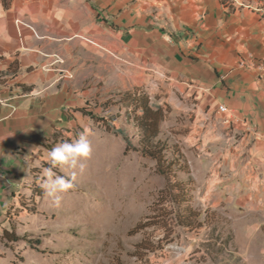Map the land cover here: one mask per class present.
Returning <instances> with one entry per match:
<instances>
[{
  "label": "crops",
  "instance_id": "crops-1",
  "mask_svg": "<svg viewBox=\"0 0 264 264\" xmlns=\"http://www.w3.org/2000/svg\"><path fill=\"white\" fill-rule=\"evenodd\" d=\"M262 1L0 0V236L35 201L51 144L92 123L81 109L100 85L193 115L188 136L219 143L199 162L206 205L236 239L264 236V139L251 129L264 131V72L238 67L264 60Z\"/></svg>",
  "mask_w": 264,
  "mask_h": 264
},
{
  "label": "rangeland",
  "instance_id": "rangeland-1",
  "mask_svg": "<svg viewBox=\"0 0 264 264\" xmlns=\"http://www.w3.org/2000/svg\"><path fill=\"white\" fill-rule=\"evenodd\" d=\"M132 89L100 85L96 99L114 105L107 112L98 107V114L119 116L91 119L86 127L62 132L61 143L89 133L92 152L86 167L83 172L54 169L66 178L74 175V187L60 194L59 206L40 187L42 181L36 183L40 196L23 200V208L12 212L11 230L24 237L0 236V264H264V236L236 239L219 210L206 205L199 162L206 166L219 143L202 150V134L188 136L193 115H174L160 104L169 108L162 123L167 156L174 149L177 158L165 174L155 159L124 153V138L113 128L123 124L117 94ZM150 99L156 105L158 97ZM142 240L146 249L140 247Z\"/></svg>",
  "mask_w": 264,
  "mask_h": 264
},
{
  "label": "trees",
  "instance_id": "trees-1",
  "mask_svg": "<svg viewBox=\"0 0 264 264\" xmlns=\"http://www.w3.org/2000/svg\"><path fill=\"white\" fill-rule=\"evenodd\" d=\"M1 1L4 7L9 3V0ZM117 95H120L117 100L120 103L118 111H122L121 117L123 119V124L113 128L124 138V153L127 154L130 151H138L143 156L155 159L161 167V173L165 174L177 161V158L172 152L174 149L169 152L170 156H167L169 139L162 137V123L166 118V114L169 112L168 106L153 105L150 96L140 87L120 92ZM112 105H114V102H109L108 100L101 103L97 99L92 101L88 100L81 110L91 119L99 118V120L104 121L110 116L109 121H114L119 114H110L109 116H100L98 114L99 108L107 112ZM131 130L133 133L130 134ZM183 163V169L188 172L187 163L184 161ZM166 169L168 170L166 171ZM185 188L186 187H184L183 190ZM186 189L189 191V187ZM35 196H40V193L36 192ZM139 225L141 224L136 225V227ZM10 235L11 236L8 237L11 241L24 237L14 232ZM27 241L33 244L31 240L27 239ZM144 243L145 242L142 240L140 244L141 249H146L142 247Z\"/></svg>",
  "mask_w": 264,
  "mask_h": 264
},
{
  "label": "clouds",
  "instance_id": "clouds-1",
  "mask_svg": "<svg viewBox=\"0 0 264 264\" xmlns=\"http://www.w3.org/2000/svg\"><path fill=\"white\" fill-rule=\"evenodd\" d=\"M89 133H83L72 142H62L47 152V163L50 165L43 169L40 187L52 198L53 204L59 206L61 193L74 187L73 179L57 175L56 168L78 169L83 172L86 161L91 156L92 147L88 139Z\"/></svg>",
  "mask_w": 264,
  "mask_h": 264
},
{
  "label": "built area",
  "instance_id": "built-area-1",
  "mask_svg": "<svg viewBox=\"0 0 264 264\" xmlns=\"http://www.w3.org/2000/svg\"><path fill=\"white\" fill-rule=\"evenodd\" d=\"M260 10L262 11V15H263V18H264V1H262L260 3V6H259ZM238 67H248L249 69H258L262 72H264V60L259 62V63H255V62H249V63H246L245 60H241L239 63H238ZM219 109L221 111H223L225 109L224 106H220ZM238 120V119H236ZM254 135L257 137V138H263L264 139V131H261L259 130L254 124L252 125L251 127Z\"/></svg>",
  "mask_w": 264,
  "mask_h": 264
}]
</instances>
